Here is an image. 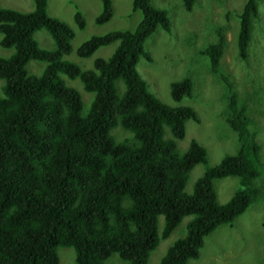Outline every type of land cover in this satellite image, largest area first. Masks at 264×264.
<instances>
[{"label":"trees","instance_id":"16d2710c","mask_svg":"<svg viewBox=\"0 0 264 264\" xmlns=\"http://www.w3.org/2000/svg\"><path fill=\"white\" fill-rule=\"evenodd\" d=\"M99 1L95 23L104 24L113 9L111 0ZM258 1L245 0L237 14L241 61H247ZM181 2L190 12L196 0ZM33 3L29 13L0 7V47L13 48L11 56L0 58V264H59L58 250L64 248L73 250L75 264H105L114 254L119 264H148L150 253L184 217H191L185 236L167 248L160 264L197 260L209 234L232 225L256 202L258 190L252 184L263 168L255 121L221 68V28L200 54L225 87L226 124L239 147L206 168L187 193L189 174L206 164V150L193 139L180 153L176 141L185 137L187 121L198 122L196 112L161 103L136 70L140 57L151 61L144 43L156 29L170 33L167 12L151 0H130L132 12L141 14L139 23L130 31L84 41L76 50L82 59L101 47H117L108 59H95L92 69L82 70L63 59L71 52L72 29L47 15V0ZM73 18L82 30L85 21L77 8ZM41 30L52 39L51 50L39 48L34 39ZM30 61L44 64L40 75L28 73ZM61 76L79 80L85 92L94 94L87 112L79 93L66 87ZM191 93L188 77L170 85L174 102ZM116 128L131 138L116 141ZM167 133L170 138L164 137ZM225 177L237 178L240 188L221 204L213 182Z\"/></svg>","mask_w":264,"mask_h":264},{"label":"rangeland","instance_id":"374dc122","mask_svg":"<svg viewBox=\"0 0 264 264\" xmlns=\"http://www.w3.org/2000/svg\"><path fill=\"white\" fill-rule=\"evenodd\" d=\"M245 0H196L193 9L186 12L181 0H151V5L167 12L170 33L158 28L144 43V51L151 57L147 61L140 57L136 70L147 86V90L161 103L169 107L189 106L196 112L198 122L185 123V137L176 141V149L183 153L191 140L197 141L206 150V164L196 165L189 174L185 192L190 193L193 184L206 168L216 166L220 160L236 153L239 144L236 134L226 124L227 93L223 84L209 72L208 58L200 54L204 43L216 40L215 31L221 28L225 38L221 68L235 85L241 101L255 121V139L259 145L262 163L261 176L254 180L258 190L256 202L239 216L230 226H219L204 239V247L197 260L188 264H264V0L258 1V15L253 20L251 41L247 48V61L238 57L236 39L239 29L237 14ZM112 18L104 24H96L95 18L101 12L99 0H47V15L57 19L72 29L71 52L63 59L76 64L82 70L93 68L95 59H108L117 43L99 48L89 58H79L77 48L92 36H101L111 31L133 30L141 20L139 12H132L130 0H111ZM0 7L21 13L34 9L33 0H0ZM77 8L85 27L79 30L75 25L74 13ZM218 30V29H217ZM1 38V36H0ZM39 48L51 50L52 39L45 30L34 33ZM206 43V44H207ZM206 46V45H205ZM13 48L0 47V58H8ZM44 64L30 61L26 70L31 75H40ZM188 77L192 81L190 98L174 102L170 96V85ZM64 85L75 89L83 103V113L87 112L94 94L83 90L79 80L61 76ZM216 79V80H215ZM2 81L0 80V87ZM117 87L122 91V85ZM223 88V90H222ZM121 93V92H120ZM169 132V131H168ZM116 141L131 138L120 128L112 131ZM169 136V137H168ZM165 138H170L167 133ZM213 186L219 203H226L240 188L238 179L225 177L215 180ZM191 217H184L180 225L150 253L148 264H160L167 248L186 234V225ZM163 218H158V232ZM59 264H75L71 248L58 250ZM121 263L117 255H112L105 264Z\"/></svg>","mask_w":264,"mask_h":264},{"label":"crops","instance_id":"0c3cea01","mask_svg":"<svg viewBox=\"0 0 264 264\" xmlns=\"http://www.w3.org/2000/svg\"><path fill=\"white\" fill-rule=\"evenodd\" d=\"M204 244H205V243H204ZM203 247H204V245H203ZM203 247H202V249H203ZM202 249H201V250H202Z\"/></svg>","mask_w":264,"mask_h":264}]
</instances>
